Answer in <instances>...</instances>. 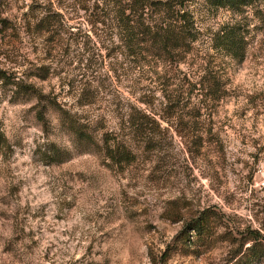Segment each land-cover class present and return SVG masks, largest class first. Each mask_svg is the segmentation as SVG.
Here are the masks:
<instances>
[{
	"label": "rangeland",
	"instance_id": "374dc122",
	"mask_svg": "<svg viewBox=\"0 0 264 264\" xmlns=\"http://www.w3.org/2000/svg\"><path fill=\"white\" fill-rule=\"evenodd\" d=\"M96 1L0 0V77L21 86L0 81V264H246L264 252V3L244 15L246 58L196 131L189 110H165L152 69L94 34ZM46 102L106 121L133 162L78 143L56 108L38 121ZM139 113L146 130L132 132Z\"/></svg>",
	"mask_w": 264,
	"mask_h": 264
},
{
	"label": "trees",
	"instance_id": "16d2710c",
	"mask_svg": "<svg viewBox=\"0 0 264 264\" xmlns=\"http://www.w3.org/2000/svg\"><path fill=\"white\" fill-rule=\"evenodd\" d=\"M97 1H100L101 8L92 25L94 34L98 37L111 35L116 39L119 55L129 57L134 66L152 69L157 76L155 82L161 86V96L166 101L165 110L176 119L184 110H189L185 116L192 121L189 126L196 131L200 112L211 104L218 105L224 98L230 66L241 64L246 58L249 24L244 15L264 3V0ZM219 11L229 12L233 19L216 27L202 26L205 17H212ZM158 69H161V75L156 73ZM174 69L178 74H170L167 78L168 72ZM0 81L4 86L21 87L5 76L0 77ZM55 108L63 126L78 143L103 151L115 165L127 166L133 162L127 142L110 129L106 121L98 124L80 118L53 102L38 106L36 119L43 123L46 112ZM148 118L146 113L131 114L127 120L128 128L132 132L146 130ZM151 143L148 139L146 144ZM204 219L198 218L190 223V227L200 232ZM257 246L255 243L250 251ZM263 253L246 254L244 262L252 263Z\"/></svg>",
	"mask_w": 264,
	"mask_h": 264
}]
</instances>
